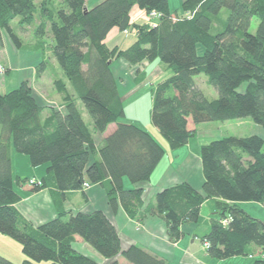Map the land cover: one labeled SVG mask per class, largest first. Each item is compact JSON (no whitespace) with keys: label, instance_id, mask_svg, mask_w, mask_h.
<instances>
[{"label":"trees","instance_id":"obj_1","mask_svg":"<svg viewBox=\"0 0 264 264\" xmlns=\"http://www.w3.org/2000/svg\"><path fill=\"white\" fill-rule=\"evenodd\" d=\"M135 7L147 15L159 13L157 26L132 23ZM182 8L184 14L173 20L168 0H103L91 8L86 0H62L60 6L0 0V41L5 32L17 49H43L19 39L12 28L19 18L20 29L34 40L42 44L51 37V59L63 74L46 59L38 68L39 77L51 68L61 108L46 106L27 83L0 93V234L21 245L28 259L22 264H100L75 252L77 238L110 264H119L118 257L129 264H169L138 246L124 250L117 228L102 210L61 211L34 227L16 208L21 198L15 184L30 180L13 176L12 149L27 156L33 168L47 167L41 185L30 186L33 192L53 189L63 198L66 192L83 191L86 183L101 186L114 213L121 205L131 219L138 218L144 191L126 189L124 181L134 186L149 182L165 150L141 126L118 123L125 109L114 60L130 65L160 61L172 71L151 90V121L173 151L194 136L190 122L251 119L264 129V0H185ZM253 18L259 20L254 34ZM131 27L140 33L128 49L105 43L113 29L124 33ZM201 75L215 88L216 99L209 100L197 85ZM113 124L115 131L98 145L94 134H105ZM201 161L202 192L187 183L167 188L156 194L149 213L166 223L170 240L177 242L182 228L198 224L203 204L214 199L217 214L202 239L209 243V256L218 261L257 257L253 264H264V223L237 205L264 206V140L257 135L216 140L202 146ZM0 264L13 263L0 256Z\"/></svg>","mask_w":264,"mask_h":264},{"label":"crops","instance_id":"obj_2","mask_svg":"<svg viewBox=\"0 0 264 264\" xmlns=\"http://www.w3.org/2000/svg\"><path fill=\"white\" fill-rule=\"evenodd\" d=\"M87 7L89 8L88 5ZM137 9V7L133 9L131 13V20L133 18V15L136 16L137 14H139ZM120 33L122 32H120L118 29H113L110 32L105 41L109 48L118 47L121 50H126L121 48L116 38L111 39L117 37ZM134 41L132 42V44L134 43ZM111 43L115 44H113V46H110ZM33 52L34 54H37L36 56L38 58L39 56L41 58V54L37 53L39 51ZM116 64L117 68L114 71L115 76L116 74L120 75V73H123V71L125 74L126 72L134 74L139 71L140 68H142L140 67V65H130L123 59L117 61ZM151 64L152 63L149 62H142L141 65L144 66V71L146 73L150 72L149 68L151 67ZM114 65L115 64H113V67ZM158 68L159 70L164 69V67H161V65L157 66L156 69ZM164 71H166L165 75H167L168 78L173 75L172 73V75L170 76V73H168V69L166 67ZM44 74L41 77H43ZM162 81H158L156 83L154 82L155 86ZM155 86H153V88ZM111 126H114V124ZM111 126H109L105 134H94L95 141L97 137L100 136L99 141H96L98 145L104 140L106 136L115 131L117 125L113 127V129H110ZM139 126L149 132L160 143V145L165 150V156L159 166L153 172L149 182L139 186H134L127 179H125L124 181L126 189H135V187H141L144 191V206L140 210L137 219H131L121 205H119L117 212L114 213L108 205L105 190L101 186L95 185H92L90 188L84 189L83 191L66 192L63 198L53 189H44L38 192H33L28 183L17 185V189L15 188V190L21 198L20 202L16 205L17 210L20 212L23 219L34 227H39L51 220H54L58 217L61 211L72 212L75 214L79 212L89 213L96 210H102L106 213V215L110 218V220L117 228V231L121 238L122 248L124 250L128 249L131 246H138L153 254L158 255L159 257L166 260L169 264H220V261L214 260L209 256L202 243L203 237H205L210 232L212 218L216 217L217 214L216 200L211 199L214 202L213 208L215 210L213 209V211L210 212L209 222L206 223L208 217L204 216V227H202L199 223L185 225L182 228L183 237L177 242H172L170 240L167 233L166 223L162 219L151 215L148 211L149 208L152 207L151 203L157 193L178 184L187 183L196 191L202 192L205 179L201 161V148L202 146L218 139L213 140L212 138L207 140L202 138L197 133L189 140L186 146L173 151L158 139V135L154 131L156 129L155 127H153L155 129H151L140 124ZM203 126L207 125L202 124L199 126H195L191 122L189 123V129L192 131L196 130L197 132H201L208 129V127ZM91 129L93 130V126L91 127ZM156 130L158 131V129ZM13 158L14 156L11 153L12 171L14 176ZM33 174H37L36 171H33ZM45 174L46 170L45 173L38 174L39 178L36 176H32L30 179L41 180L45 176ZM15 177L30 180L28 178H22L21 174H16ZM207 203L208 202H205L202 208ZM202 208L200 218L202 217ZM0 241H3L4 243L7 242L8 244H13L11 243V241H8L6 237H1V235ZM76 241L82 242L90 248V246L83 242L82 239L77 238ZM119 263L129 264L122 257H119Z\"/></svg>","mask_w":264,"mask_h":264},{"label":"rangeland","instance_id":"obj_3","mask_svg":"<svg viewBox=\"0 0 264 264\" xmlns=\"http://www.w3.org/2000/svg\"><path fill=\"white\" fill-rule=\"evenodd\" d=\"M87 5L91 8L103 0H86ZM185 0H168L169 3V10L172 15L173 20H176L179 16L184 14L183 12V3ZM43 3L51 4L53 3L55 6H60L62 0H37L38 6ZM138 13L136 16L133 15L132 23H136L138 25H144L147 27H153L154 25L158 24V19H151L149 15H147L144 11L137 9ZM20 19H16L12 23V28L14 29L15 33L19 36V39L25 45H41L43 49H39L41 54V58L36 56L37 54L31 50H22L17 49L12 41L10 40L9 36L4 32L2 36V40L0 41V66L4 68V73H0V93L7 94L18 87L21 84L27 83L32 90L38 94L41 101L46 106H54L57 108H61V98L56 93L53 81L51 78V68H48L47 72L44 74L43 77L38 76V68L41 66L44 59L51 61L57 72L63 77L62 70L55 62V60L51 59V45L52 39L50 36H47L43 43L34 40L32 34H24L23 31L20 29L19 26ZM259 24V20L257 18H253L250 33L254 34L257 30ZM140 33V29L137 27H131L124 33H120L117 37L111 39H117L122 49H127L134 39L138 37ZM111 42V41H110ZM115 43H111L110 46H113ZM112 49V48H111ZM199 54H203L204 48L201 46L198 47ZM122 60L117 59L114 60V71L117 68L116 62ZM146 63V62H145ZM140 65L139 71L136 73H120L116 74L117 84L119 86L120 93L122 95V102L124 104L125 109V116L121 118L118 123L120 124H136V125H143L147 126L151 129L153 128V124L151 121V109H152V98H151V90L155 83L158 81H162L168 78L166 71H164L165 66L160 63V61H155L151 64L149 68L150 72L146 73L144 71V66ZM161 65L164 67L163 70L156 69L157 66ZM156 67V68H155ZM170 76L172 72L168 70ZM125 74V75H124ZM153 82V84H152ZM155 82V83H154ZM197 85L201 88L204 92L206 97L209 100L216 99L217 92L215 88L210 86L207 83V79L204 75L198 76L196 78ZM129 91V92H128ZM128 92V93H127ZM78 108L83 114V117L86 123L92 127V120L87 113L84 105L79 102ZM246 121V122H245ZM208 127L207 130L194 131V136L198 133L204 139H212L213 140H220L227 137H245V136H252L257 135L260 136L264 140V129L256 124L253 123L251 119H243V120H232L226 122H215L206 124ZM114 126H111L110 129H113ZM157 133L158 139L169 147L166 140L162 137V135L155 129ZM99 137H97L96 141H99ZM159 143V142H158ZM160 144V143H159ZM13 158V170H14V177L16 174H21L22 178L30 179L32 176H36L39 178V173H45L46 166H41L38 168H33L30 164V160L27 156L21 155L16 153L13 149L11 150ZM33 171H36L37 174H33ZM15 188L17 189V184H15ZM212 201V202H211ZM208 202L202 208V217L199 220V224L204 227V216L208 217L206 223L209 222L210 212L213 211L214 202L213 200H207ZM210 203V204H209ZM213 203V204H212ZM239 208L249 214L252 218L259 220L264 223V206L258 203H238ZM215 210V209H214ZM1 235V234H0ZM1 237H6L1 235ZM2 239V238H1ZM8 241H11L13 244H8L7 242L4 243L0 241V256L4 257L5 259L9 260L13 264H22L24 261L28 259L22 253V247L19 243L15 242L14 240L6 237ZM86 247V249H85ZM73 249L76 253L85 255L94 261L100 264H110L107 260L103 259L99 254H97L91 247L89 248L82 242L75 241L73 245ZM261 253H258L260 256ZM20 257V258H19ZM22 257V258H21ZM18 259V260H16ZM14 260V261H13ZM257 260V257L249 258V257H235L228 260L220 261V264H253ZM119 263V257L117 259ZM41 264H53L51 262H42ZM120 264V263H119Z\"/></svg>","mask_w":264,"mask_h":264},{"label":"built area","instance_id":"obj_4","mask_svg":"<svg viewBox=\"0 0 264 264\" xmlns=\"http://www.w3.org/2000/svg\"><path fill=\"white\" fill-rule=\"evenodd\" d=\"M150 18L151 19H159L160 18V14L157 13V12H152L150 15ZM157 25H154L153 27H155ZM5 71H4V68L2 66H0V73L3 74ZM28 184L30 186H35V185H41V182L40 180H37V179H30V181L28 182ZM91 185H89L88 183L84 184V189H88L90 188ZM228 223V220L227 221H224L223 224L226 225ZM203 247L205 248V250H208L209 249V243L208 242H204L203 243Z\"/></svg>","mask_w":264,"mask_h":264}]
</instances>
